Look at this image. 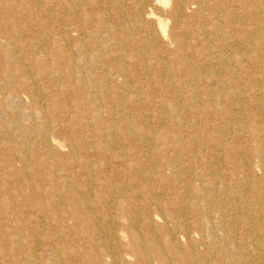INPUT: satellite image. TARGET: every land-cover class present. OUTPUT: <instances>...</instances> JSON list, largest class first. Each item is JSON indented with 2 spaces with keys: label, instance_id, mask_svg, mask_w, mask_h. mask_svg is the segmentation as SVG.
I'll use <instances>...</instances> for the list:
<instances>
[{
  "label": "bare ground",
  "instance_id": "bare-ground-1",
  "mask_svg": "<svg viewBox=\"0 0 264 264\" xmlns=\"http://www.w3.org/2000/svg\"><path fill=\"white\" fill-rule=\"evenodd\" d=\"M0 264H264V0H0Z\"/></svg>",
  "mask_w": 264,
  "mask_h": 264
}]
</instances>
